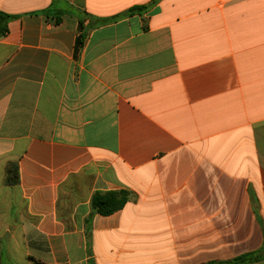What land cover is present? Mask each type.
<instances>
[{
	"label": "crops",
	"instance_id": "obj_1",
	"mask_svg": "<svg viewBox=\"0 0 264 264\" xmlns=\"http://www.w3.org/2000/svg\"><path fill=\"white\" fill-rule=\"evenodd\" d=\"M0 13V264H264V0Z\"/></svg>",
	"mask_w": 264,
	"mask_h": 264
},
{
	"label": "trees",
	"instance_id": "obj_2",
	"mask_svg": "<svg viewBox=\"0 0 264 264\" xmlns=\"http://www.w3.org/2000/svg\"><path fill=\"white\" fill-rule=\"evenodd\" d=\"M146 7H134L129 10L127 14H132L135 12H140ZM10 16L0 13V36L7 33L8 21ZM84 36L79 37V43H82ZM16 181V180H15ZM12 182V179L11 181ZM17 182V181H16ZM131 194L125 190L118 191H107L96 192L91 201V207L93 214H99L102 216H110L117 211L123 209L125 205L130 201ZM259 254H248L234 259L225 264H251L259 259Z\"/></svg>",
	"mask_w": 264,
	"mask_h": 264
}]
</instances>
